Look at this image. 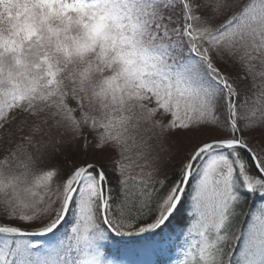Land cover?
Returning <instances> with one entry per match:
<instances>
[{"label": "snow or ice", "instance_id": "obj_1", "mask_svg": "<svg viewBox=\"0 0 264 264\" xmlns=\"http://www.w3.org/2000/svg\"><path fill=\"white\" fill-rule=\"evenodd\" d=\"M113 243L264 264V0H0V264Z\"/></svg>", "mask_w": 264, "mask_h": 264}, {"label": "trees", "instance_id": "obj_2", "mask_svg": "<svg viewBox=\"0 0 264 264\" xmlns=\"http://www.w3.org/2000/svg\"><path fill=\"white\" fill-rule=\"evenodd\" d=\"M253 198H249V203H252ZM259 203V201H256ZM176 232L180 231L176 222H173L172 226ZM124 240H128L127 238H123ZM134 240L135 238H130ZM113 253L117 248L120 249L119 256L116 257L121 264H148V262H155L158 257L153 254L151 251L144 250L141 243H128V244H112ZM159 259H167V257H159Z\"/></svg>", "mask_w": 264, "mask_h": 264}, {"label": "water", "instance_id": "obj_3", "mask_svg": "<svg viewBox=\"0 0 264 264\" xmlns=\"http://www.w3.org/2000/svg\"><path fill=\"white\" fill-rule=\"evenodd\" d=\"M128 240L130 239V238H127Z\"/></svg>", "mask_w": 264, "mask_h": 264}]
</instances>
